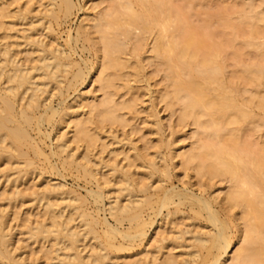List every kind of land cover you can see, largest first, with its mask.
<instances>
[{"label":"bare ground","instance_id":"obj_1","mask_svg":"<svg viewBox=\"0 0 264 264\" xmlns=\"http://www.w3.org/2000/svg\"><path fill=\"white\" fill-rule=\"evenodd\" d=\"M175 1L113 0L108 8H102V3H96L90 9L91 12L85 10L84 17L76 30V36L72 37L69 34L66 42L69 45L72 44V41L76 43L83 36H85L83 37L85 40L93 41L97 53L95 67H89L86 63L85 66H82L78 62H74L71 58L72 49L69 45V52L66 53V49L62 48L63 46L59 42L49 41L52 44H47L44 43V40L41 42L42 39L39 41L40 37H38L39 39L34 37L38 32L36 27L42 26L43 20L49 25H46V28L42 26L46 30L41 26L40 28L44 31H51L50 22L52 20L59 21L60 15L69 19L77 9L73 0H48L44 12L41 11L44 14L43 20L36 19L37 22H30V27H25L27 33L24 32L18 38L24 39L26 45L34 46V50H29V45L24 44L29 51L26 49V51L23 50L25 53H22V48L19 49L21 43L18 42V38L15 40L12 35L11 38L14 40L12 41L6 38L10 35H5L3 38L0 35L3 43L0 44V160L4 165L0 167V184L1 181L12 184L11 191H5L7 194H4V200L9 202L8 205L18 202L22 204L21 202L24 200H31V202L34 201L41 205L40 207L43 209V212L40 213L41 217L39 214V219L33 224L28 220L23 229L26 231L27 239H32V242H43L40 251L43 256L45 254V264H119L117 257H114L116 260L111 257L114 256L113 252L116 254L136 248L135 246L142 247L149 240L151 229L158 228L155 227L156 219L154 218L161 215L163 209L167 210V214L164 216L172 219L170 215H173L175 218L177 215L174 214L178 212L180 215L182 214L179 207L182 208L184 205H189V212H193L195 216L190 220L198 222V219L201 218L204 224L197 223L198 227L193 224L195 230L189 228L188 224L186 230L181 228L178 231L177 229L174 234H171L170 231L172 233L173 231L170 230V236H167V232L165 234L162 231L165 236L154 237L160 239L157 238L154 242L152 241L153 243L150 239L153 245L149 247L150 249H146H149L146 255H140L137 260L130 261L131 264H264V142L257 151L241 145V136L244 132L261 129L264 126V92L261 90L263 89L261 87L264 86V65L244 66L241 71V78L244 80L237 76L238 79L246 82L243 87L242 84H239L241 80L236 78L235 82L233 77L227 76L222 53L229 44L239 40L240 32L238 31H241L242 34L245 31V28L239 29L241 25L251 27L250 33L245 31L248 33H246V37L248 36L249 39H255L258 32L264 38V13L256 12L255 7L250 12L243 11L245 13L243 16L241 15L242 18H239L241 25L233 22L228 23L229 21L224 24L227 29L233 32L234 36L237 35L235 39L217 42L218 37L213 39L217 33L207 32L206 27L201 28V26L190 23L189 11L184 12ZM253 1L247 2V4L250 7L254 6ZM7 2L8 0H0V19H2V21L0 20V30L4 28L3 26H6L7 29L9 24L8 21H5L7 16L10 15L12 18L11 14L13 13L10 11L11 14L7 15V9L10 7ZM20 9L18 8V11ZM31 9L30 7H26L25 10L23 8L24 11L20 10L21 13H17L18 17L24 18L25 15L32 13ZM80 9L82 10V8ZM80 9L78 7V10ZM17 14H13L14 17ZM11 18L8 17V20H12L10 22L14 23V18ZM35 18L39 17L36 15ZM29 30L37 32L32 36L33 33L29 34ZM23 31L25 30L23 29ZM91 32L98 34L97 40L90 36ZM215 32L221 33L223 30ZM25 34L27 35L23 36ZM5 38L8 40L7 43H4ZM24 40L21 42L24 43ZM149 40L152 42L150 59L156 62L164 74L165 84L162 86L163 89L159 90L161 102L165 103L167 109L171 111L179 110V124H187L192 120L198 128V138L189 149L180 151L175 156L172 155L173 157H169L170 159H167V155L159 150L162 149L160 146L163 143L159 141L160 138L157 141V144L158 142L160 144H156V152L154 151V157L150 158V161L145 154L139 153L141 151H138V148V150L136 147L134 148L135 145H133L132 152L137 150L136 153H132L131 150H129L130 154L129 151H124L125 155L124 152L121 153L130 164L127 166L131 167L133 161L137 162L140 168H145V172L142 174L145 175L148 171L145 175L146 178L144 180L141 178L138 183L139 181L137 182L133 177L135 173L133 174L129 167L126 168L125 164L122 166L121 163L119 165V162H115L117 159L115 155L120 153H116L114 155L116 159L110 160L113 161L110 163L109 160L104 161L101 153L99 155L94 151L98 147L97 143L102 139L99 135L102 128L99 130V125L107 124L108 126L109 123L111 125L123 123L125 118L122 111H132L136 106L137 98L132 97L120 102L115 97L121 89L123 93L125 92L123 95L128 94L131 91L130 82L142 79L145 74L139 59L145 46L150 45ZM214 40L216 41L214 42ZM243 42L247 43V40L245 39ZM237 51L235 58L241 56ZM260 54L264 55V52ZM31 58H33L32 62L29 63L28 59L31 60ZM131 60L133 61L129 65ZM127 68H130L131 71L125 73L124 69ZM94 77V82L98 83L99 91L101 90L103 97L99 100L97 99L99 96L94 95L93 92L81 93V96H78L73 102H83L81 108L83 115L80 108H78L80 112L75 110L77 108L74 109V104L67 107H53L52 99L57 94L63 97L65 91L74 90V88L83 85L87 79L92 80ZM145 80H147L146 89L149 92L150 81L147 77ZM239 85L242 87L240 88ZM242 93L245 95L242 96ZM65 97L63 98L66 99ZM150 97H155L153 92L150 93ZM240 97H242L241 100ZM64 99H60L59 106L65 101ZM254 106L259 108V114L253 112ZM57 117L59 118L57 119ZM55 123L59 127L62 123H67L65 127L67 130L70 129V132L65 129L64 132L58 133L56 145L53 144L56 150L53 149L49 155H46L41 147V141H38L36 136L34 138L32 133L37 132L38 136L48 138L51 136L50 132L42 133V127L51 125L52 128ZM154 125L157 127L156 133L159 134L158 131L160 132L162 128L161 122L156 120ZM69 133H72L71 137H68ZM112 135L113 138L116 137L114 132ZM227 136H230V140L226 138ZM40 138L39 140L42 139ZM117 140L119 139L116 137ZM230 141L232 142L230 143ZM73 142L80 143V146H77L76 143L77 147L71 148ZM132 144L128 146H132ZM167 145L165 144V146ZM81 146L83 149L79 152ZM169 150L175 149L169 147ZM51 156L58 158L62 173L74 170L79 177L97 184L95 190L91 189L88 192V196L93 200L89 203L103 205L104 211L108 212L115 225L100 218L99 209L92 211L89 208V210L87 198L82 197L72 188L68 189L65 184L46 182L47 184L42 188L38 187L30 192L22 190V187L19 188L21 185H19V181H22L26 175L33 176L34 172L36 175V171L38 175L42 174L34 166L35 158L44 157L49 162ZM175 158L179 159L178 163L184 170L193 169L201 179L208 177L212 181L220 179V181L228 183V190L221 198L222 209L219 208L220 206H218L219 210L216 209V205L220 204V194L212 196V193L206 197L203 194L205 190H203L201 195L197 196L193 191L188 190L189 192H187L184 189V191H175V187L169 189L163 185L165 179L172 177L168 172V161ZM145 160L149 161L148 165L145 164ZM55 166L52 164L50 167L51 170L57 172L58 168ZM104 167H109L112 178L115 176L116 182L111 180L110 183V180H107L110 175L108 174L104 177L105 182L99 183L101 178H98V174H101L100 171ZM22 169L25 170L24 173ZM153 176L157 178L156 181L152 180ZM38 178L40 177L38 176ZM112 187H116V190L112 191L115 192L114 195L110 190ZM187 188L185 187V189ZM37 206L39 207V205ZM170 206L174 209L170 210ZM14 209H17L15 205ZM235 209L240 210L239 219L236 218ZM7 210L8 208L0 207V264H43L36 257L23 256L24 253L21 250V253H18L17 245L16 248L12 246V228L16 225L11 227L9 225L11 223L8 224L9 221H6ZM146 211H150V213L148 212L146 215ZM13 214L17 213L15 214L13 211ZM162 218L165 219V217ZM236 221L237 224H235ZM170 222L171 220L168 221V223ZM125 224H127V228H123L126 227ZM235 227L240 228L238 240L241 244L233 251L235 238L232 230ZM17 229L19 230V228ZM186 235H190V238H185ZM179 240L181 243L178 242ZM174 244L175 248L183 250V253H180V260L174 255L175 253H171V249H169L171 252L167 250L168 254L167 251L165 252L169 246L171 248ZM144 247L145 244L141 253H143Z\"/></svg>","mask_w":264,"mask_h":264},{"label":"rangeland","instance_id":"obj_2","mask_svg":"<svg viewBox=\"0 0 264 264\" xmlns=\"http://www.w3.org/2000/svg\"><path fill=\"white\" fill-rule=\"evenodd\" d=\"M251 1H247V0H215V1H213V0H176L175 2L180 8L183 9L184 12L185 11L186 12L187 11L190 12V13L188 12V14H189L188 17L190 18V23H192L195 26H201V28H205L206 27L207 28V32L210 31L211 33H213V31H214V33H217L213 37V39H216L218 37L216 39L217 42H218L219 40L220 41H226L227 39H229V40L231 39L233 41L235 39V36H237V35L235 34V36H234L233 32L231 30L227 29L226 28L227 26L225 27L224 24L229 21L228 23L233 22L234 24L241 25L239 18L240 17L242 18L243 14L245 13V12L243 13V11H249L250 12L251 10H254V7H255L256 12H258V13L263 12L264 13V0H254L253 1V5L254 6L250 7L247 4V2H251ZM73 2L77 5V9L74 10V12L71 15V17H69V19H68V18H64V17H62V15H60L61 18L58 19L59 21L54 22L55 20L54 21L52 20L53 22L51 21L50 23H51L53 31L51 30L52 31L51 32V31L47 30V31L51 32V33H49L47 31H44V29L46 28V25L48 26L49 23H47L42 18V17H44V14L42 12H44V9H45L44 7H46V5L48 4V0H8L7 4H10V7L7 5L9 7V8L7 7L8 8L7 9L8 10L7 11V15L10 12L13 13L14 15L17 14V13L20 14L21 11H24L26 9V7L27 8L30 7L33 10L31 9L32 13L30 12L31 14L29 13V14L25 15L24 18L18 17V14H17V16H15V17H18V18H15L14 15L10 13L12 15V18H11L10 15H8L7 18L5 19V21L9 22L8 25L6 24L7 25V29L5 28L6 26H3L4 30L3 29L0 30V31H2V32H0V35L2 36L1 38L5 37V35L6 36L10 35V37L8 36L6 38H9V40L14 41L11 38L12 35H13L14 39L17 40L16 38H18V36H20V35L22 36V34H24V32L27 33L25 27H27V28L30 27V25H29L30 22L31 23L33 21L37 22V20L40 19L39 21L43 20L42 21V26H44L45 28L42 27L41 25L40 26L42 28H44V29L40 28V26H37L36 29H37V31L39 33L37 31L36 32L38 33V35H37V33L34 30H32V31L29 30L28 33L29 34L33 33L32 36H34L35 33H36V35L34 37H37V38L40 37V39L38 38L39 41H41V39H42L41 42H43V40H44V43H47V44H49V43L52 44V42H55V41L57 43L59 42V44L61 46H63L62 48L66 49V53H67V52H69V47H68L69 44L66 42V40H67L69 34L72 37L76 36V30H77L78 26L80 25L82 18L84 17L83 16V12L85 10H88V12H91L90 9H92L94 4H96V3H102V8H108L109 5H111L113 3V0H73ZM78 7H79V9L82 8V10L81 9L78 10ZM18 8L19 9L21 8L20 9L21 11L20 10L18 11ZM23 8H24V10H22ZM41 9H43V10H41ZM243 9H245V10H243ZM191 12H193V13H191ZM36 15L39 18H35ZM8 17H9V19L10 18L11 19L14 18V23H11L10 21H12V20L9 21ZM26 17H27V19H26ZM0 20L2 21V19H0ZM39 21H38V23H39ZM23 23L26 24V25H24ZM44 23H46V24L44 25ZM10 24H11V26L13 24V26L12 27L9 26ZM8 27L9 28L11 27V29H8ZM241 27L239 26L240 30H243L245 28L244 30L248 31L249 33H250L249 30H252L251 27H249V25L248 26L241 25ZM38 28L40 29V31H39ZM21 29H22V31H21ZM23 29L25 31H23ZM221 29L223 30V32H221L222 31ZM217 30L218 31L220 30L221 33L215 32ZM17 31L21 32V33L17 34L18 33ZM41 31H43V32H41ZM245 31L243 32V34L241 33V31H238L241 34L237 33L239 40L237 39L238 41L235 40L233 42V44L235 43L236 45L234 46L231 43V44H229V46L226 49H223V52H222L223 53V57H224L223 60H225L224 62H225V65H226V68H225L226 72H227L226 74H227V76L230 75V77H233L234 78L233 80L235 82L238 79L237 76L238 77L240 76V78H241V75H242L241 71H242V69L244 68L245 65H248V66L249 65L252 66V65H255V64L264 65V55L260 54L261 52H264V44H262L264 42V38L262 37L261 33L258 32L257 35H255L256 36L255 39L251 40V39L248 38V36L246 37V33L247 32H245ZM5 32H7V33H5ZM9 32H11L12 34L9 33ZM26 35L27 34H25L23 36H26ZM243 35H245V36H243ZM50 36L52 37V39L53 38L54 39L52 40ZM90 36L95 38V40L98 39V34H95V33L91 32ZM83 37H85V36H83ZM83 37L80 39V41L78 40V41H76V43H75V41H72L71 42L72 44L69 45L70 48L72 49V52H70V53L73 55V56L71 55V58H73L72 60H74V62H76V63L78 62L82 66L83 65L85 66V63H86L87 66H89V67H91V66L95 67V65L97 64V62H96L97 61L96 47L94 49V45L95 44L93 43V41H87ZM1 38H0V41H1L0 44L2 43V39ZM20 39H21V37H20ZM213 39H212V42H213ZM243 39L244 40L246 39L247 43L243 42L244 41ZM19 40H18V42L21 43V46H23L24 44L26 45V42H25L24 39H21V40H24V43H23V41L21 42V40L20 41ZM216 40H214V42ZM6 41L8 42V40L6 39V40H4V43H7ZM12 41H10V42L12 43ZM49 41H52V42H49ZM148 42L150 43V45L149 46L148 45L145 46V49L143 50V52L141 54V58L139 59L140 62H141L142 67L144 68V73L145 74L142 77V79H144V80L141 81L142 79L140 78L139 79L140 81L139 80L131 81L130 82L131 91H129L128 94L126 93L127 95L126 94L123 95L125 92L123 93L122 89H121V91L118 90L120 92L115 97V99H117L120 102L123 101V100L130 99L132 97L133 98H137L136 106H135V108L132 111H130V110H123L122 111V113H123L122 115L125 118L124 119L125 121L123 123H114V125H111V123L107 122L110 125L107 126V124H102L103 126L106 125L104 128H103V126L101 124H100L101 126L99 125V130L102 128V130H101L102 132L101 131L99 132V135L102 137V139H101V141H99L97 143L98 147L94 151V153L98 152L99 155L102 154V158L104 157L103 158L104 161L106 160L105 162H107L109 160L110 163H113V161L117 158L115 162H117V163L119 162V165L121 163L122 166L126 165V168L129 167V169L132 170L131 172H133V174L135 173L133 177H135V180L137 182L141 178H143L141 180H144L146 178L145 175H146V173L148 171H146L145 175L142 174V173L145 172V170H144L145 168L144 169L142 167L140 168L139 167L140 165H138L137 162L134 163L132 161V159H130L132 161L131 162V167L127 166V165H130V164L127 162L128 160L126 161V159L123 158L124 156L122 154H123L124 151L131 150V152H132V150H134V148L136 147V149L137 148L139 149V150L137 149L138 151H141L139 153L145 154L146 157H148L149 161H150L151 160L150 158L154 157L153 155H154L155 148L157 149V147H155V146L157 144L158 139L160 138L159 141L163 142V143L165 142V143L164 144L161 143L163 146L161 145L160 147L162 149H159V150L160 151L162 150L161 152H163L164 155H167V157H168L167 159H170L172 155L175 156L180 151L189 149L191 147L192 143L194 141H196V139L198 138V135H197L198 128L196 127V125L193 124L192 120L188 121L187 124H179V122H178V114H179L178 111L179 110L171 111V110L167 109V107L165 106V103L161 102V99H160V96H159V90L163 89L162 86H164L163 84H165V82L163 81L164 74L160 70L158 65H156V62L155 61L154 62L151 61V59H150V56H151L150 49L151 48L150 47L152 45V42H150V40ZM66 43H67V45H66ZM251 44H256V45H259V46H255V45H251ZM25 45L23 47L20 46V48H19V49L22 48L21 49L22 53H25L24 51H26V49H27L26 46L29 45V44H27L26 46ZM33 48L35 49L34 46H31V45L28 46L29 50H31ZM242 48H243V52H242ZM28 49H27V51H29ZM237 49H239V50L237 51ZM236 51L239 52V54L241 55L239 58H235V52ZM23 56L24 55H22V57ZM32 59L33 58H31V60L28 59V62L31 63ZM24 60L27 62L26 59H24ZM132 61L133 60H131L129 62V65H130V63H132ZM128 67H130V66H128ZM124 70H125L124 71L125 73L131 71L130 68L129 69L127 68V69H124ZM145 76L147 77L148 81H150V85L151 86H150V91L149 92L146 89L147 80H145L146 79ZM230 77H228V78L230 79ZM241 79H238V80L240 81ZM94 80H95V77L92 78V80L87 79V81L83 85L78 86L79 88L78 87H76V89L74 88L75 92L72 89H70V91H68V90L65 91V92H68L67 94L64 92V95H63V97L66 96L65 97L66 99H64L63 97L58 96L59 94H57V96H55L52 99L53 107L54 108L67 107V106H71V105L74 104L75 105L74 109L77 108L75 110L79 111L78 108H80V111L82 113L81 108H82V103L83 102L82 101H81V103L80 102H78V103L77 102L76 103L73 102V101H75V99L78 96H81V93L82 94L83 93L86 94V93H90V92L92 93L93 92L94 95L97 94V96H99V98H97L99 100L102 99V97H103L102 96L103 93L101 92V90L99 91L98 83L94 82ZM242 80H244V79H242ZM241 81H240L239 84H242V85L244 84L245 85L246 82L245 81L241 82ZM244 85H243V87H244ZM239 86H240V88L242 87L241 85H239ZM261 88H263V89H261ZM261 88L260 89L262 90V92H264V86H262ZM78 90L79 91L81 90L82 92L81 91L79 92ZM151 92H153V95L155 96L154 98L150 97V93ZM241 95L243 96L245 94L242 93ZM60 99H64L65 100L64 102H62L61 106H59L60 105L59 101H61ZM241 99H242V97H240V100ZM253 112L255 114H259L260 110H259V108L257 106H254L253 107ZM83 114L84 113H82V115ZM58 118L59 117H57V119ZM156 120H158L162 124V126H161L162 128H161L160 132L158 131L159 134L156 133L157 132V130H156L157 127H156V125H154V122H156ZM65 124L67 125V123H62L60 125V127L58 125H57L58 126L57 127L56 123H55V124H53L54 127L52 125V128H51V125L50 126L44 125L42 127V131H43L42 133H44V132L45 133L46 132L49 133L50 132L51 136L48 137V138H45L44 136H41V135L38 136L37 132L32 133L34 138L37 137L36 139L38 141H41L40 142L41 147H43V150L46 153V155H49L51 153V150H53L55 148L54 145H56V136H58L61 132L65 131V129L67 128V127H65ZM108 127H109L110 131H109ZM62 128H63V130H62ZM66 131L70 132V129H68V130L66 129ZM109 132L110 133L114 132V134L117 137V139H119L121 142L119 140L116 141V137L113 138L114 136L112 135V133H111L112 137H110L111 135H110ZM71 134L72 133H69L68 137H71ZM39 137H41L43 139V142H42L41 138H40L41 140H39ZM200 137H203V136L200 135ZM226 138H228V140H230V136H227ZM161 139H162V141H161ZM113 141L116 142V143H119V144L117 145ZM134 142H135V144H134ZM160 142H158V144H160ZM231 142L232 141H230V143ZM263 142H264V126H262L261 129H252L251 131H246L241 136V145L242 146H247L248 148H251V150H254V151H257L262 146ZM167 143H168L169 146L167 145ZM129 144H132V146L131 145L128 146ZM165 144L167 146H165ZM76 145L80 146V143L73 142L71 148H76L77 147ZM133 145H135L134 148H133ZM169 147H170V149L174 148L175 150L170 151ZM82 149H83V147L80 148L79 152L82 151ZM163 149H164V151H163ZM177 149H179V150L177 151ZM54 150H56V149H54ZM111 150H113V151L111 152ZM114 150H116L117 152L114 151ZM137 150H135V151L137 152ZM113 152H115V153L113 154ZM136 152H134V153H136ZM116 153H120V154L122 153V154L121 155L117 154V156H116L115 155ZM129 154H130V151H129ZM114 155H115L116 158L114 157ZM124 155H125V152H124ZM31 157H33L32 154H31ZM143 157H145V156H143ZM148 158H147V160H148ZM57 160H58V158L56 156H51V158L49 159L50 163L44 157L35 158L34 161L36 163H35L34 166L37 168L38 171H41L42 174L43 173L44 174L43 175L41 174L42 176L40 174L38 175V172L36 171V173H37L36 175L37 176L35 175V172L33 173V176L30 175V174L26 175L28 177L25 176L24 179H22V181H19V185L21 184L19 186V188L21 189V187H22L23 188L22 190L30 192V191H32L34 189H38V187L42 188L48 182H50L51 184H55V183L56 184H59V183L65 184L68 189L72 188L78 194H80L82 197L84 196L85 198H87V206L89 205L88 209L90 208L92 211H94V210L97 211L99 209L100 210L99 211L100 218L106 219L107 222L109 224H111V225H115L114 221L111 219V217L109 216L108 212L106 213L104 211V206L103 205H101V204H97V205L90 204L93 200H92V198L90 199V197L88 196V192L91 189L95 190L97 188L96 187L97 184L94 181L93 182H89L88 180H85L84 178L79 177L74 170L73 171H65V172L63 171V173H62V169H60V163ZM110 160H113V161H110ZM147 160H145L144 162H145V164L148 165L149 161H147ZM157 161H158V159H157ZM178 162H179L178 158H175L172 161H170V160L168 161V163H169L168 164V167H169L168 168V170H169L168 172H169L170 176H172V177L171 178L170 177L167 178L168 180L165 179V183H163L164 181L162 182L163 185L165 187L169 188V189L172 188V187H175L174 188L175 191H177V190L178 191H180V190L182 191L183 189L185 191L187 190V192H189V191L192 192L193 191V193L195 195H197V196L201 195L203 190H205V192H206V194H205V192L203 193L204 196H206V197H208L210 194L212 195V193H213L212 196H217V195L220 194L219 195L220 199L218 197L220 204L218 203V205H216L217 206L216 209H218V206H220L219 208L222 209V206H221L222 199L221 198L224 197L225 192L228 190V183L226 181H222V180L220 181V179H216V180L212 181V180L208 179V177H207V179L205 177L203 179H201V178H199L196 175V173L193 171V169L184 170L183 167L181 166V164L178 163ZM132 163H134V164H132ZM52 164H53V166L56 165L55 167L58 168V169H56L57 172L51 170L50 166ZM160 164L161 163L159 162V165ZM58 165H59V167H58ZM3 166H4L3 162H2V160H0V167H3ZM138 167H139V169H138ZM42 168H43V171H42ZM101 170H102V171H100L101 174H98V178H101L100 179L101 182H99V183L103 184L105 182L104 181V179H105L104 177L108 176V174L111 175V171L109 170V167L108 168L104 167ZM22 172L24 173L25 170L22 169ZM57 173L63 174L64 176L63 175H59ZM110 175L107 177L108 178L107 180H110V183H111V180L116 182L117 180L115 179V176H114V178H112L113 176L112 175L110 176ZM156 175H154V176L156 177ZM158 175H157V177H158ZM38 176L40 178H38ZM154 176H153V178H155ZM153 178H152L153 181L157 180V178H155V179H153ZM1 182L2 183L0 184V207L3 208V209H7L8 208V210L6 212V215H5L6 221L7 222L9 221L8 224L11 223V224H9L11 227H14L16 225L14 228H12V237H11L12 246H14V248H16V245H17V247L19 248V250H17L18 253L21 250L22 253H24L23 256H26V257H28V256L32 257L33 256V258L36 257V258L39 259V261H41V263L45 264L44 263L46 261V259L44 258L45 254L43 256L42 252L40 251V250H42V243L43 242H41V243L32 242L33 241L32 239H27L28 237H27L26 231H25V229H23L24 228L23 227L24 224H26L28 222V220H29V222L32 221L31 224H33V223L37 222L39 217H41L42 214H40V213L43 212V209L40 207L41 205L39 203L36 204L34 201L31 202V200H26V201L24 200L23 201L24 203L21 202L22 204H20V202H18L19 204L18 203H16V204L15 203H11L13 205H8L9 202L4 200L5 199V195L7 194V193L5 194V191L6 192H10L11 189H12V184L11 183H7V182L3 183V181H1ZM115 182H113V184H115ZM6 183H7V185H6ZM138 183H140V181ZM185 187H188V188L185 189ZM67 188H65V189H67ZM115 188L116 187H112L110 189L111 192L115 191L116 190ZM113 193H115V192H112V195H114ZM14 205H15V208L17 207V209H14ZM19 205H21V206H19ZM37 205H39V207ZM172 206H170V210L174 209L173 208L174 206L173 207ZM184 206H185V208H183ZM184 206H182V208H180L181 206L179 207V209H180L182 214L180 215V212L174 214V215H177L175 218H173L174 217L173 215H170V216H172V219H171V217L167 216L168 217L167 218L166 216H164V215L167 214V212H166L167 210L165 211L164 209L162 210V214H161L162 216L159 215L156 218H154V219H156L155 220V222H156L155 227H158V228H155V229L152 228L151 229V231L149 233L150 234L149 235V240H147L146 243H144L145 244V247H144L145 253H144V251H143V253H141V251L143 250V246H144V244H143L142 247L141 246H135L136 248H133V249H130V250H127V251H123V252H117L116 254H114L115 252H113L112 255H114V256H111V257H113V259H115V260H116V258H114V257H117V259L119 261V264H127V262H128V264H131L130 261L132 262L133 260L134 261L137 260L140 257V255H142V254L146 255V252L149 251V249H150L149 247H151L153 245V244H151L152 241L154 242L158 237L161 238L163 235L165 236V234H167V233L169 234L170 230L173 231V233L171 231H170V233L174 234V232H176L177 229H178V231H180L181 228H182V230H184V229L186 230V228L189 227V228L195 230L196 229L195 226L198 227L197 223H199V225L200 224L201 225L204 224L203 223V219H201V218L198 219V222L197 221L195 222V220H190V219H193L195 216H194L193 212L192 213L189 212L190 211L189 205H184ZM29 207H32V208L30 209ZM188 208H189V210H188ZM37 209H39L40 211L39 210L37 211ZM13 211L15 212V214L16 213L17 214L14 215ZM182 211H184V212H182ZM148 212L150 213V211H148ZM148 212L146 211V215H147ZM239 212H240L239 209L238 210L235 209V214H236V218L237 219H239V217H240ZM183 213H185V215H186V216L184 215L185 217L183 216ZM38 215H39V217H38ZM162 217H165V219H168V220L166 221ZM181 219H183V220H181ZM186 219H188V220H186ZM169 220H171L170 223H168ZM175 222H176V224H173ZM235 224H237V221L235 222ZM187 225H188V227H187ZM190 225H193V226H190ZM125 226L126 227H123V228H127V224H125ZM17 228H19L20 231ZM240 228H241V226H240ZM240 228L237 229V227H235V229L232 230V232L234 231L233 236L235 238L234 239L233 251L235 249H237L238 246L241 244L239 242V240H238L239 237H240V232H239ZM162 231L164 233L165 232H167V233L164 234ZM235 231H236V233H235ZM237 231H238V233H237ZM160 233H161V235H160ZM168 234H167V236L171 235V234H169V235ZM235 235H236V237H235ZM156 236H158V237L154 238ZM186 237L190 238V235H186L185 238ZM153 238H154V240H152ZM160 238H158V239H160ZM150 239H151V242H150ZM178 242L181 243V240H179ZM19 245H20V247H19ZM146 246H148V247H146ZM38 247H40L41 249H39ZM147 248H149V249L146 250ZM174 248H175V244L172 245L171 248L169 246L165 250V252L167 250L171 249L172 252H171V250H169V251L171 253H175L174 255L177 256V259L179 258L178 260H180V253L182 254L183 250H181L179 248H175V250H173ZM139 251H140L141 254L139 253ZM233 251L230 253L229 261H230V257L232 255ZM138 253H139V255H138ZM168 253L169 252L167 251V254Z\"/></svg>","mask_w":264,"mask_h":264}]
</instances>
